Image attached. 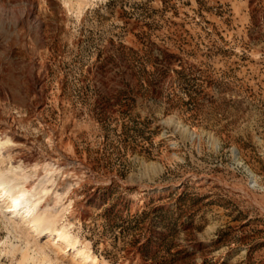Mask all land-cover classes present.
Masks as SVG:
<instances>
[{"label": "rangeland", "instance_id": "1", "mask_svg": "<svg viewBox=\"0 0 264 264\" xmlns=\"http://www.w3.org/2000/svg\"><path fill=\"white\" fill-rule=\"evenodd\" d=\"M0 126L96 264H264V0H0ZM2 215L0 264L81 260Z\"/></svg>", "mask_w": 264, "mask_h": 264}, {"label": "bare ground", "instance_id": "2", "mask_svg": "<svg viewBox=\"0 0 264 264\" xmlns=\"http://www.w3.org/2000/svg\"><path fill=\"white\" fill-rule=\"evenodd\" d=\"M0 136H2L0 137V151L6 147L5 145L8 141L12 142L13 140L14 144H17L18 142L14 134L10 133L8 129L3 130L1 126ZM21 161L24 163L26 159L22 158ZM47 165L49 166V163H45L44 167H47ZM14 169V172L10 175L0 173V208L3 213L2 216L6 219V222L11 226H20L21 223H24L28 225L30 231L35 232L37 236L49 234L54 235L58 240H65L73 247V249H75V256H78L81 259L76 262V264H96L97 261L95 256L87 252L85 249L75 246V242L72 240L73 238L71 239L65 231L64 226L58 228L50 223L47 215L48 213L46 212L47 210L45 211L44 208L42 209V206H40L45 201L44 195L40 194L41 191H48L49 189L46 187L41 188L40 185L42 183L40 181L39 183L34 184L33 187H31L32 183H28V187H25L24 184L29 180V174H27L26 171L24 172L21 166ZM45 181H47V179ZM29 193H31L30 198H24L26 195L28 196ZM52 193H56V191H52ZM56 194L54 195L56 196ZM59 197L58 199H60ZM11 247L13 250L16 249V245L12 244ZM21 253V259L18 264H59L55 258L53 259L50 256V253L46 251L44 246H38L35 243L30 245L28 240L25 242L24 248L21 249Z\"/></svg>", "mask_w": 264, "mask_h": 264}]
</instances>
